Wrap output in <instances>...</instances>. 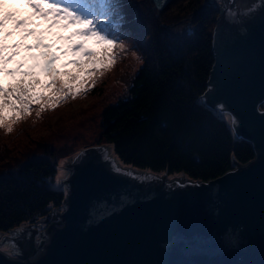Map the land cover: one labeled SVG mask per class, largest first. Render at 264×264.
Returning <instances> with one entry per match:
<instances>
[{
	"label": "water",
	"instance_id": "obj_1",
	"mask_svg": "<svg viewBox=\"0 0 264 264\" xmlns=\"http://www.w3.org/2000/svg\"><path fill=\"white\" fill-rule=\"evenodd\" d=\"M229 2L209 1L217 11L213 62L199 98L236 117L228 127L250 143L253 157L232 156L230 169L207 180L152 170L143 180L114 172L112 162H120L105 144L86 145L80 161L67 159L61 210L21 224L19 236L11 234L21 225L0 232V245L12 251L15 239L19 248L18 255L0 250V264H264V10L237 23L223 11ZM253 2L235 0V7L242 12ZM122 166L137 176L147 170ZM124 194L128 202L120 204ZM98 205L110 210L102 219L93 217ZM233 233L235 245L227 242Z\"/></svg>",
	"mask_w": 264,
	"mask_h": 264
},
{
	"label": "trees",
	"instance_id": "obj_2",
	"mask_svg": "<svg viewBox=\"0 0 264 264\" xmlns=\"http://www.w3.org/2000/svg\"><path fill=\"white\" fill-rule=\"evenodd\" d=\"M201 3L171 0L157 10L153 0H120L127 53L103 76L89 78L84 91L68 95L39 117V105L33 104L31 115L15 123L11 133L0 128V232L62 203L63 187L52 184L57 161L70 148L63 152L44 137L51 129H64L76 108L80 115L92 110L113 78L127 88L99 111L96 143L108 146L119 162L207 180L230 169L232 156L240 162L253 157L250 143L235 138L225 120L200 102L213 62L211 31L217 12ZM186 15L184 21L193 28L179 34L170 31ZM134 59L138 64L133 72Z\"/></svg>",
	"mask_w": 264,
	"mask_h": 264
},
{
	"label": "snow or ice",
	"instance_id": "obj_3",
	"mask_svg": "<svg viewBox=\"0 0 264 264\" xmlns=\"http://www.w3.org/2000/svg\"><path fill=\"white\" fill-rule=\"evenodd\" d=\"M15 3H22L32 10L29 16H18L14 11H5L8 0H0V77L19 76L14 83L8 86L0 81V128L6 129L8 133L13 131V125L27 115H31V106L39 105L36 116L39 117L46 108H54L57 102L64 100L68 95L75 96L84 91L87 80L97 73L103 76L110 70L121 54H126L129 45L122 39L126 35L122 31L124 16L120 0H14ZM166 0H157V6L162 8ZM264 10V0H255L242 12L235 7V0H230L223 9L227 16L237 23L243 18H248ZM34 17L44 22L45 27L36 23ZM11 23L12 27L8 25ZM69 28L73 30L67 32ZM59 30V31H54ZM67 32V35L64 33ZM12 43L9 39L17 37ZM51 37V42H49ZM73 37L82 39L73 42ZM32 38V42H28ZM93 39L99 50L85 47L87 39ZM67 41L68 46H60V42ZM54 46L56 51L52 49ZM118 49L114 52L113 49ZM39 50V51H34ZM80 51L82 55L89 57L88 60L70 59L61 67L56 62L61 56L71 51L74 55ZM133 57L139 59L137 53L132 52ZM20 57V59H17ZM30 61V63H29ZM15 62L14 67H8ZM68 65H74L75 69H69ZM45 79H41V76ZM95 81L92 85L94 86ZM201 102H206V96H201ZM225 120L234 126L237 123L236 117L227 111L224 104L216 106ZM106 161H113L108 154L107 148L103 149ZM84 153L82 151L74 154L73 162L80 161ZM112 162L114 172L133 176L137 179L147 180L152 175L151 170H146L143 176H137L131 170ZM66 161H61L57 167L55 182L57 186L64 185L67 192L66 181L71 174L65 166ZM128 195L119 196V203L128 202ZM110 210L106 205H98L93 209V217L102 219L109 214ZM25 231L23 225L14 230L13 237L19 236ZM229 244L235 245L238 242L237 234H230ZM12 251L10 255H18L19 248L15 239L11 241ZM0 250H3L0 248Z\"/></svg>",
	"mask_w": 264,
	"mask_h": 264
},
{
	"label": "rangeland",
	"instance_id": "obj_4",
	"mask_svg": "<svg viewBox=\"0 0 264 264\" xmlns=\"http://www.w3.org/2000/svg\"><path fill=\"white\" fill-rule=\"evenodd\" d=\"M209 1L210 0H202V3L203 4H209V6H210L209 8L212 9L213 4L209 3ZM133 13H134V16H136L135 18H137L136 10H133ZM215 15H217V12ZM135 18H134V22H137V20ZM186 18H188V17L185 16V17L180 18L176 22L177 26L171 28L170 31L175 32V33L178 32V34H179V32L181 30L188 31V30H190L189 28H193V26L191 25V23H189V21L188 22L184 21ZM73 42H75V41H73ZM98 46L99 45H97L93 39L89 38L86 40V44H85L86 48L98 50ZM54 49H52V50L53 51L57 50L56 47ZM57 54L60 55L61 58H60V60H58L56 62V66L64 65L66 63V61H68L70 59H85L86 58V56L84 57V55H82L79 50H77V53L75 55L71 51H69L67 53V55H62L60 52H57ZM137 64H138V62H136V60L134 59V66H133L134 70H133V72L137 69ZM41 77L45 79V77L43 75ZM15 79H19V76L15 77ZM15 79L13 77H8L7 79L3 80L2 82L5 84V86H8L10 83H14ZM114 79L115 78H113L110 81L108 87L106 89H104V92L100 97V100L95 99L93 101L92 110L89 109V111L80 115V111L78 110V108H76V110H74V112H72V115L70 114L69 117L71 118L70 119L71 121L67 124V126L64 129H62L59 132H56L54 129H51V131L44 137L45 140H47L48 142H50L56 148H58L59 150H61L63 152H65V150L67 148H70L69 154H65L58 159L57 167H58V165H60L61 161H66V164H67V159H72L74 154L77 153L84 146L90 145V144H98V143H96V140H97L98 133L100 131V129H99V118H100L99 113L100 112L99 111L101 110V108L104 105L113 103L115 101L116 97L123 95L126 88H127V87H124V85L120 84L119 82H117ZM84 107H86V106H84ZM90 108H91V106H90ZM215 113L218 115L217 112H215ZM220 117L222 119H225L223 116H220ZM61 154H63V153H61ZM57 167H56L55 178L57 175ZM52 186L55 188H62L63 187V189H65L64 185L57 186L55 179H54V183L52 184ZM54 208H56V209L58 208V210H61L62 203L58 207H54ZM7 231H5V232H7ZM0 248H2L3 250H5L7 252L11 251L8 243L1 244Z\"/></svg>",
	"mask_w": 264,
	"mask_h": 264
},
{
	"label": "flooded vegetation",
	"instance_id": "obj_5",
	"mask_svg": "<svg viewBox=\"0 0 264 264\" xmlns=\"http://www.w3.org/2000/svg\"><path fill=\"white\" fill-rule=\"evenodd\" d=\"M187 17H188V15H186ZM225 120V119H224ZM227 124H228V122L227 121H225Z\"/></svg>",
	"mask_w": 264,
	"mask_h": 264
},
{
	"label": "bare ground",
	"instance_id": "obj_6",
	"mask_svg": "<svg viewBox=\"0 0 264 264\" xmlns=\"http://www.w3.org/2000/svg\"><path fill=\"white\" fill-rule=\"evenodd\" d=\"M5 251V250H4ZM7 252V251H6ZM8 253H10V252H8Z\"/></svg>",
	"mask_w": 264,
	"mask_h": 264
}]
</instances>
